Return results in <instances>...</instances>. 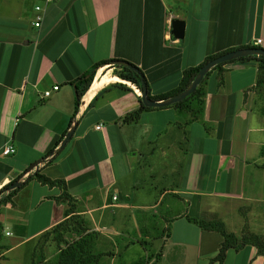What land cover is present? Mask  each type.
<instances>
[{
    "label": "crops",
    "instance_id": "crops-1",
    "mask_svg": "<svg viewBox=\"0 0 264 264\" xmlns=\"http://www.w3.org/2000/svg\"><path fill=\"white\" fill-rule=\"evenodd\" d=\"M173 19L185 23L182 38L171 33ZM257 38L264 48V0H0V188L30 167L19 180L38 171L64 182L30 179L0 204L2 236L15 239L1 237L0 264L70 215L123 222L121 248L139 250L124 264L145 256V246L158 247L157 264H219L212 258L221 234L187 216L217 218L228 231V216L257 202L264 184V115L252 107L257 64L210 71L198 118L168 105L132 122L122 118L139 107L142 91L109 65H135L154 96L208 55ZM101 60L112 62L96 71L70 123L74 80ZM69 129L65 145L48 154ZM6 145L14 152L2 154ZM62 191L74 204L68 216ZM222 264H264V254L251 244L229 248Z\"/></svg>",
    "mask_w": 264,
    "mask_h": 264
},
{
    "label": "trees",
    "instance_id": "trees-1",
    "mask_svg": "<svg viewBox=\"0 0 264 264\" xmlns=\"http://www.w3.org/2000/svg\"><path fill=\"white\" fill-rule=\"evenodd\" d=\"M245 47H256V46L254 45L238 46L236 48H229L225 51L208 55L207 57H205V59L200 64L185 68L182 72L180 81L175 88L167 92L154 95V96H150V97L153 100H164V99H167L169 97H172L180 93L181 91H183L185 88L189 86L194 76L196 75L198 69L205 62L213 59L214 57L222 53L232 51L235 49H239V48H245ZM112 61L101 60L95 63L88 72L82 74L80 77L74 80L76 90H75L74 108H73V113L70 118V123L72 122L74 115L78 110L81 97L88 89L96 71L100 67ZM233 61H241V62L253 61L255 62L257 64V70H258L256 84H259L264 81V57L263 56L248 55L244 57H239V58H236L230 61L218 63L215 66H213L204 75L203 79L201 80L199 85L194 89V91H192L188 96H186L182 100L171 104V106H173L179 111L189 112L192 119L198 118L203 112L205 90L203 89L201 83L203 82L204 78L210 73V71L214 69H220L222 65L233 62ZM109 66L118 67L119 70L114 71L115 75H117L121 79L134 83L141 90L140 80H141V77L144 79V76H143V73L140 71V69H138L139 71L136 72L134 70H131L127 66H123V65L110 64ZM87 75L89 76L87 77ZM151 108H154V107L145 106L142 103L141 99H139V107L136 110L130 113H127L122 119L124 122L135 121L139 118V115L142 111L148 110ZM60 141H61V138H57L52 142V145L48 150V154L55 147L59 145ZM32 168L33 167L27 168L22 174H19L17 178H15L14 180L10 181L9 183L5 184L4 186L0 188V204L9 202L11 200V197L16 193V191L20 189L24 184H26L30 179H33V178L39 181L41 184L47 185L49 187L59 186L61 188H64L63 180L50 179L49 177H47L46 175L42 173H39L38 171H34L33 173H31L24 181H22L20 186L15 187L13 189L8 188L11 183H13L16 180H19L27 171H29ZM62 196H65V197L67 196L68 200L72 199L71 196L67 194L65 191H62L59 198L61 199ZM73 209L74 208L72 206H67V208H65L64 210V215L68 216L71 212H73ZM71 216L72 215H70L69 217ZM187 219L197 223L204 230H212V231H216L221 234L222 241L219 245L216 256L212 258V261H216L219 264H222L225 258L227 249L229 248L238 249L246 244L254 245L257 248V252L259 254H264V235H259V234L251 233V232H243L240 236H236L233 232L227 231L224 223L217 218L198 220L196 218L187 216ZM62 222L56 224L54 227L59 226ZM47 232L49 231H46L44 233H47ZM1 236H2V226L0 224V238ZM94 237H95V234L93 232L85 233V234H81L79 238L73 240L72 242L67 243L65 247L59 250L56 261L53 264H98L100 254L99 253L95 254L92 252ZM150 257L151 255L146 257L147 261L149 260ZM153 257L154 259L151 264H157L160 260L161 254L156 253ZM145 262L146 260L141 259L135 264H145Z\"/></svg>",
    "mask_w": 264,
    "mask_h": 264
},
{
    "label": "rangeland",
    "instance_id": "rangeland-1",
    "mask_svg": "<svg viewBox=\"0 0 264 264\" xmlns=\"http://www.w3.org/2000/svg\"><path fill=\"white\" fill-rule=\"evenodd\" d=\"M252 107L258 114L264 115V81L255 87ZM61 200L67 206L74 208L72 199L68 200L67 196H62ZM256 201L251 206L240 207L237 216L235 214L228 216L229 221L227 225L229 223V232H233L236 236H240L243 232L264 235L261 234L264 232V184L260 187ZM228 211L232 212L233 208L229 206ZM105 217L101 221H98L97 225H94L81 215H72L59 226H53L49 232L41 234L36 239H31L29 243L21 245L8 253V259L2 263L53 264L61 248L65 247L67 243L79 238L81 234L90 232L95 234L92 252L100 254L98 264H124L127 260L137 259V255H139L137 247L133 246L129 249H124L119 244L121 242L120 237L122 235L120 232L123 229V222L116 224L111 216L107 217V219ZM153 221H155V218H153ZM114 226H116L115 229L111 228ZM1 237L6 243L15 240L14 237ZM0 249L2 250V247ZM144 249L147 251L145 256L139 258L136 262L143 259L146 260L145 264H151L154 259L153 256L158 253L159 249L158 247L151 248L148 246H145ZM150 255L151 257L147 261L146 257Z\"/></svg>",
    "mask_w": 264,
    "mask_h": 264
},
{
    "label": "water",
    "instance_id": "water-1",
    "mask_svg": "<svg viewBox=\"0 0 264 264\" xmlns=\"http://www.w3.org/2000/svg\"><path fill=\"white\" fill-rule=\"evenodd\" d=\"M184 28H185V23L183 20L180 19H173L171 22V33L175 38H182L184 34ZM248 55H256V56H263L264 57V48L262 47H245V48H239L235 49L232 51H228L225 53H222L213 59L205 62L197 71L196 75L194 76L192 82L189 84L187 88H185L183 91L180 93L169 97L164 100H153L148 93V88L147 85L144 81V79L141 77L140 80V86H141V101L145 106L148 107H163V106H168L171 105L175 102H178L188 96L194 89L199 85L201 80L203 79L204 75L216 64L218 63H223L226 61H230L239 57H244ZM113 64L116 65H123L127 66L131 70H134L138 72V68L131 63L123 60H115L112 62ZM89 75H87L88 77ZM95 76V75H94ZM74 90L75 89V84L73 85ZM72 135V129H69L67 133L65 134L64 138L61 140L59 147L65 145V143L69 140V138ZM22 183V180H16L13 183L9 185V189H13L15 187L20 186Z\"/></svg>",
    "mask_w": 264,
    "mask_h": 264
},
{
    "label": "built area",
    "instance_id": "built-area-1",
    "mask_svg": "<svg viewBox=\"0 0 264 264\" xmlns=\"http://www.w3.org/2000/svg\"><path fill=\"white\" fill-rule=\"evenodd\" d=\"M51 1H53V0H45V2H47V3L51 2ZM35 9L37 11V14L35 16L34 25L35 26H39L40 21L42 19V10H43V8H42V6L37 5V6H35ZM261 42H262V39L261 38H257V39L254 40L253 45L254 46H258L259 44H261ZM52 89L53 90H57L58 89V85L53 86ZM50 92H51L50 90L44 91L43 92V97L49 96ZM100 127H101V124H98V125L95 126L96 129H99ZM13 152H14V147L12 145H6L3 148V150H2V154H4V155H8V154H11ZM24 175H26V173ZM113 199H116V196H113ZM6 234H8V232Z\"/></svg>",
    "mask_w": 264,
    "mask_h": 264
},
{
    "label": "bare ground",
    "instance_id": "bare-ground-1",
    "mask_svg": "<svg viewBox=\"0 0 264 264\" xmlns=\"http://www.w3.org/2000/svg\"><path fill=\"white\" fill-rule=\"evenodd\" d=\"M98 82V81H97ZM93 88V87H92ZM89 95V94H88Z\"/></svg>",
    "mask_w": 264,
    "mask_h": 264
}]
</instances>
